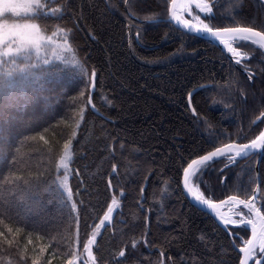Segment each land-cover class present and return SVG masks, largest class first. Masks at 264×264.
I'll use <instances>...</instances> for the list:
<instances>
[{"label": "trees", "instance_id": "trees-1", "mask_svg": "<svg viewBox=\"0 0 264 264\" xmlns=\"http://www.w3.org/2000/svg\"><path fill=\"white\" fill-rule=\"evenodd\" d=\"M41 4L26 18L45 33L62 30L80 63L42 60L33 50L0 56V264H68L72 253L75 264H87L83 244L113 198L95 264H238L230 235L186 198L181 175L193 158L260 131L264 120H253L264 111V52L236 41L250 53V81L217 46L162 20L167 0ZM212 7L213 27L264 32L261 0ZM92 71L98 113L88 105ZM204 84L192 94V113L187 95ZM68 140L71 201L58 168ZM256 157L222 170L214 159L192 182L215 201L247 199ZM259 175L264 214V151ZM231 230L235 241L249 234Z\"/></svg>", "mask_w": 264, "mask_h": 264}, {"label": "snow or ice", "instance_id": "snow-or-ice-1", "mask_svg": "<svg viewBox=\"0 0 264 264\" xmlns=\"http://www.w3.org/2000/svg\"><path fill=\"white\" fill-rule=\"evenodd\" d=\"M200 11L205 13H211L212 8L207 3H197L196 5ZM182 8L188 7V5H181ZM172 18L177 21L178 24L182 25L183 28L189 29L191 32L197 33L201 37L204 35H207L210 39H220L222 43H224L227 47V50L230 53H233L235 57H238L236 59V63H241V54L232 46V44L228 43L227 41H224L221 39L222 34H230L232 38L239 39V40H251L253 44H260V47H264V34L261 32L254 31L252 28H242V27H236V28H224V29H216L214 30L212 27H210L208 24L203 23L202 21H199L200 26H197L195 24H191L187 20H182L179 15H177L175 12H173ZM198 19V18H197ZM92 76L95 77V72L92 73ZM91 103V101H89ZM83 110H81L80 115L82 116ZM73 138L76 136L75 131L72 133ZM43 139V137H41ZM73 141L68 140L66 143H64V154L61 157L60 160V166L64 169H68L69 164L68 160L70 159V151ZM264 147V133H261L260 136H258L256 139L252 140L249 144L244 145H237V144H229L226 145L223 148H217L215 151L209 153L208 155L203 156L199 161H193V164H202L204 162H211L214 158L224 157L227 156V158L230 161H235L236 157L245 156L249 154L251 151H257ZM229 153H234V155H229ZM193 164H190L188 166V169H191ZM207 167V165H205ZM188 169H185V188L187 189L188 193L191 194L194 201L198 202L202 206H207L209 209H215L217 205H215L211 200L205 199L202 194H198L196 191L193 190L192 187L188 184V176L189 171ZM115 171V169H114ZM203 169L200 170L199 173H194V175L200 176L202 175ZM61 187L67 194V198L69 201L73 199V191L69 187V176L67 175V172H65L63 179L60 181ZM229 200L235 204L236 207H239L240 205L243 206V208L248 210V213L253 218H246L245 213L240 211L236 212L235 215L239 217V219H232L231 216H222L221 219L223 221L224 226L227 225H251L252 227V239H249L244 242V247L240 248V251L244 254L243 258L240 260V264H248L250 260H253L257 256V250L260 254H264V227H261L259 230L257 228V222L255 218H258L260 221L264 222V215H261L260 209L256 207V196L253 195L251 199L243 200V199H237V197L233 196L230 197ZM113 206H117V200L115 198L112 199L111 205L108 206L107 212L104 214V217L102 220H100L99 225L96 226V231H94L91 235V238L87 240L86 243L83 244V251L87 253L88 259L92 261V264H95V258L93 257L92 249L93 246L96 243V238L99 232V229L101 226L105 224L106 221H109L112 217V213L114 210ZM76 204H72V209H76ZM9 232H11V229H9ZM2 235V233H0ZM73 259L69 260L68 264H75V253H72ZM120 257H123L125 255L124 251H121L119 253ZM262 261H264V256L261 257V259L256 260L255 264H262Z\"/></svg>", "mask_w": 264, "mask_h": 264}, {"label": "rangeland", "instance_id": "rangeland-1", "mask_svg": "<svg viewBox=\"0 0 264 264\" xmlns=\"http://www.w3.org/2000/svg\"><path fill=\"white\" fill-rule=\"evenodd\" d=\"M41 5V0H0V56L22 50H33L42 60L58 58L79 64L80 59L69 45L62 30L45 33L35 21L26 18L41 9ZM6 15L13 18H6ZM60 160L58 168L61 172L59 175L61 181L65 172L70 176V166L64 169L60 166ZM190 184L194 191L202 194L196 185L191 182ZM91 263V260L87 261V264Z\"/></svg>", "mask_w": 264, "mask_h": 264}, {"label": "water", "instance_id": "water-1", "mask_svg": "<svg viewBox=\"0 0 264 264\" xmlns=\"http://www.w3.org/2000/svg\"><path fill=\"white\" fill-rule=\"evenodd\" d=\"M262 3H264V0H261ZM207 3L211 8H212V2L213 1H209V0H168L167 2V5H166V8H165V16L162 18V20L164 21H168V22H171L175 27L181 29L182 31L184 32H187L189 33L190 35H193V36H196L198 38H201V39H204L208 42H210L211 44H214L216 45L226 56L227 58H229L231 60V62L233 64H235L236 62V59L238 57H235L233 55V53H230L228 50H227V47L224 43L221 42L220 39H210L207 35H204L203 37H201L200 35H198L197 33H194V32H191L189 29H185L183 28L182 25L178 24L176 20H174L172 18V15H173V12H175V9H182L181 5H188V7H185L186 8V13H190V11H188V9L190 8V10L192 8H194L198 13H200L202 16H206L207 14L209 13H205V12H202L200 11V9L196 6L197 3ZM182 20H186L184 18L181 17ZM188 21V20H187ZM191 23V22H190ZM193 24V23H191ZM196 25V24H195ZM199 26V25H197ZM236 27H242V28H252V27H248V26H233V27H224V28H236ZM224 28H213L214 30L216 29H224ZM254 31H257V32H261L262 34H264L262 31L258 30V29H255V28H252ZM222 40L224 41H227L228 43L232 44V46L234 48H236V50L241 54V57L239 58H248L246 56H244L245 54L237 47H235L232 43V41L234 40L232 38V36L230 34H222V37H221ZM258 44V43H257ZM260 45V44H258ZM264 49V47H262ZM94 71H92L93 73ZM92 73L90 75V83H89V94H88V105L89 107L92 109V111H95L96 113H98L97 109L95 108V106L93 105V102H92V91H93V88H94V77L92 76ZM204 85H199V86H196L195 88H193L192 90H190V92L188 93V96H187V101H188V104H189V108L190 110L194 113V110H193V107L190 103V99H191V96L194 92H196L198 89L202 88ZM91 101V103L89 102ZM261 133H264V127L263 129L261 130V132L255 137L253 138L252 140L256 139L258 136H260ZM252 140L246 142V143H237V142H228V143H225V144H222V145H219L213 149H211L210 151L200 155V156H197L195 158H193L192 160H190L186 165L185 167L183 168V171H182V175H181V188H182V192L183 194L186 196V198L194 205L196 206L197 208L207 212L208 214H210L216 221L217 223L223 228L225 229L228 234L230 235L231 237V243L232 245L235 247V249L239 252L240 254V258H239V262L238 264H240V260L243 258L244 254L240 251V248L244 247V242L249 240V239H252V227L251 225H249V229H250V233H249V236L247 238V240L245 241H242V242H235L233 240V235H232V232L230 231L229 227L232 226L231 224L227 225L226 227L224 226L223 224V221L221 219L222 216L226 217V216H231L232 219H239L238 216L235 215V212L232 208H224L225 207V204L226 202L228 201L227 198H224L222 200H218V201H212L215 205H217V207L215 209H209L207 208V206H202L200 205L198 202L194 201L193 197L191 196L190 193H188L187 189L185 188V169H188V166L190 164H193V161H199L203 156L205 155H208L209 153L215 151L217 148H223L225 147L226 145H229V144H237V145H244V144H249ZM263 150H264V147H262L261 149L257 150V151H251L249 152V154L251 153H254V152H258L259 153V156L257 158V163H256V178H257V183L253 189V193H252V196L255 195L256 196V193L259 189V176H258V163H259V160L262 156V153H263ZM247 154V155H249ZM229 155H234V153H229ZM245 155V156H247ZM245 156H240V157H245ZM216 159V158H214ZM205 163V162H204ZM200 164H193L192 168L191 169H188L189 171V176H188V184H189V177L191 175V173L195 170V168L197 166H199ZM190 186V185H189ZM252 196L249 198L251 199ZM256 219V222H257V228L258 230L261 228V227H264V222L260 221L258 218H255ZM264 256V254H260L257 258H255L253 260V264H255L256 260L258 259H261V257ZM251 261V260H250ZM250 261L248 262V264H250ZM263 262V261H262Z\"/></svg>", "mask_w": 264, "mask_h": 264}, {"label": "flooded vegetation", "instance_id": "flooded-vegetation-1", "mask_svg": "<svg viewBox=\"0 0 264 264\" xmlns=\"http://www.w3.org/2000/svg\"><path fill=\"white\" fill-rule=\"evenodd\" d=\"M215 1V0H214ZM213 15V14H212ZM204 20L206 21V23H208V25L210 26V27H213V26H211L210 25V23H209V21H208V19H206V18H204ZM235 46H237V44L235 43ZM237 47H239V48H241V49H243L242 47H240V46H237ZM244 50V49H243ZM224 54V53H223ZM225 55V54H224ZM226 56V55H225ZM248 60H245L244 58H241V63L240 64H237L236 62V64H234L235 66H237V67H239L249 78H250V80L252 81V79H251V76H250V73L249 72H251V67L248 65ZM264 120V111L263 112H260L258 115H257V117L253 120V123L255 124V123H261L262 121ZM263 124H264V122H263ZM263 154V153H262ZM253 155H257V157H256V162H255V177H256V163H257V158H258V156H259V153L258 152H254V153H251V154H249V155H247V156H245V157H236V159H235V161H230L228 158H227V156H224V157H221L220 159H221V161H222V163H221V166H220V170H222V169H224L225 167H228V166H230V165H234L235 163H245V162H247L248 160H250L251 158H253ZM261 158H262V156H261ZM261 158H260V160H261ZM260 160H259V163H260ZM259 163H258V176H259V188H260V175H259ZM224 177H225V175H224ZM223 177V178H224ZM256 183H257V178H256V182H255V185H256ZM195 184V183H194ZM196 186H198L197 184H195ZM254 189V188H253ZM258 195V194H257ZM256 195V196H257ZM256 205H257V207L260 209V213H262V211H261V205H260V202H259V199H258V197H257V201H256ZM243 212H245L244 210H242ZM246 213V215L248 216H250V214H248V212H245ZM263 214V213H262ZM264 215V214H263ZM257 252H258V250H257Z\"/></svg>", "mask_w": 264, "mask_h": 264}]
</instances>
